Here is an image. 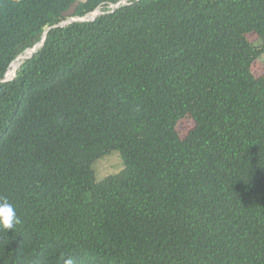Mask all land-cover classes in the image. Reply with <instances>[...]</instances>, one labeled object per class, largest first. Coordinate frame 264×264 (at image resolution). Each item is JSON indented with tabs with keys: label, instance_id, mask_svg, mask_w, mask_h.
<instances>
[{
	"label": "trees",
	"instance_id": "obj_1",
	"mask_svg": "<svg viewBox=\"0 0 264 264\" xmlns=\"http://www.w3.org/2000/svg\"><path fill=\"white\" fill-rule=\"evenodd\" d=\"M121 1L0 0V264H264V0Z\"/></svg>",
	"mask_w": 264,
	"mask_h": 264
},
{
	"label": "rangeland",
	"instance_id": "obj_2",
	"mask_svg": "<svg viewBox=\"0 0 264 264\" xmlns=\"http://www.w3.org/2000/svg\"><path fill=\"white\" fill-rule=\"evenodd\" d=\"M97 14H100V12L94 13V15L90 16L89 19H94ZM73 19L74 18H69L65 24L71 22ZM249 38L250 40H253V42L257 39L255 35H250ZM252 71L256 76L264 75V56L254 63ZM194 125L195 123L191 118L188 117L182 119L177 125V131L182 137H185ZM93 167L96 171L97 181H102L106 177L122 171L124 169V164L122 158H120V153L118 151H112L97 160Z\"/></svg>",
	"mask_w": 264,
	"mask_h": 264
},
{
	"label": "clouds",
	"instance_id": "obj_3",
	"mask_svg": "<svg viewBox=\"0 0 264 264\" xmlns=\"http://www.w3.org/2000/svg\"><path fill=\"white\" fill-rule=\"evenodd\" d=\"M127 1L128 0H123V1H121L119 4H117V5H115L114 7H113V11L114 10H116L117 8H119L121 5H126V3H127ZM124 2V3H123ZM122 3V4H121ZM118 6V7H117ZM97 12H100V10H97L95 13H97ZM104 13H102V12H100V14H97V15H95V18L94 19H96L97 18V16H100V15H103ZM94 15V14H93ZM74 19H76V20H85V21H92V20H94V19H87V18H84V19H77V18H74ZM71 22H73V21H71ZM77 22V21H76ZM80 22H84V21H80ZM70 23V22H69ZM67 24V23H66ZM31 50H29V51H27L26 52V54H25V56H21V57H19L18 59H20L21 58V60H24L25 58H27L29 55L27 54L28 52H30ZM17 59V60H18ZM16 60V61H17ZM15 61V62H16ZM14 62V63H15ZM13 63V64H14ZM12 64V65H13ZM12 67V66H11ZM19 67V66H18ZM18 69V68H17ZM16 69V70H17ZM15 73H16V71H15ZM15 73H14V76H15ZM6 76H7V79L6 80H4L5 78H6ZM6 76H5V78L3 79V81H7V80H9V79H11V78H8V73L6 74ZM13 76V77H14ZM20 223V219H19V217H18V215H17V213H16V210H15V208H14V206L11 204V203H9L8 201H7V199L5 198V199H0V230H4V231H7L8 233L10 232V231H12V232H14V230H15V228H16V225H18Z\"/></svg>",
	"mask_w": 264,
	"mask_h": 264
},
{
	"label": "water",
	"instance_id": "obj_4",
	"mask_svg": "<svg viewBox=\"0 0 264 264\" xmlns=\"http://www.w3.org/2000/svg\"><path fill=\"white\" fill-rule=\"evenodd\" d=\"M124 3V2H123ZM122 4V3H121ZM118 7V6H117ZM98 17V16H97ZM73 22H76V21H85V20H76V19H73L72 20ZM64 25H66L65 24V22L61 25V26H64ZM46 40V35L44 36V40L41 42V43H39V44H37L36 46H35V48L34 49H32L30 52H28L27 54L29 55L27 58H29V57H31L33 54H35L37 51H38V49L43 45V43H44V41ZM15 73V72H14ZM7 79V76H6V78L4 79V80H6Z\"/></svg>",
	"mask_w": 264,
	"mask_h": 264
},
{
	"label": "bare ground",
	"instance_id": "obj_5",
	"mask_svg": "<svg viewBox=\"0 0 264 264\" xmlns=\"http://www.w3.org/2000/svg\"><path fill=\"white\" fill-rule=\"evenodd\" d=\"M20 59H18L11 67V69L8 72V78H12L14 76V72L16 71V69L18 68V66L20 65Z\"/></svg>",
	"mask_w": 264,
	"mask_h": 264
}]
</instances>
